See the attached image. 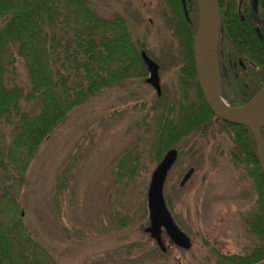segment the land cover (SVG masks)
Listing matches in <instances>:
<instances>
[{"label": "rangeland", "instance_id": "rangeland-1", "mask_svg": "<svg viewBox=\"0 0 264 264\" xmlns=\"http://www.w3.org/2000/svg\"><path fill=\"white\" fill-rule=\"evenodd\" d=\"M87 1L102 17L126 19L133 40L143 42L160 65L161 94L179 96L182 56L164 1ZM9 53L14 61L6 83L26 90L24 60L14 47ZM144 69L145 76L103 88L74 107L28 166L16 194L17 209L55 264H217L216 253L246 254L260 243L245 224L258 203L254 181L245 165L233 164L232 139L217 128L214 136L187 143L194 150L178 159L164 183L167 207L191 246L173 244L163 231L166 251H161L145 232L150 177L165 153L156 161L149 145L156 116L152 107L161 94L146 82ZM22 105L30 113L38 110L34 102ZM189 167L194 173L180 187ZM5 182L0 170V189Z\"/></svg>", "mask_w": 264, "mask_h": 264}, {"label": "trees", "instance_id": "trees-1", "mask_svg": "<svg viewBox=\"0 0 264 264\" xmlns=\"http://www.w3.org/2000/svg\"><path fill=\"white\" fill-rule=\"evenodd\" d=\"M163 1L171 14L165 15L167 24L180 46L182 92L173 97L162 93L152 107L156 113L149 127L153 157L159 161L168 149L176 148L173 169L181 156L194 150L188 142L196 144L199 137L214 136L219 129L227 133L232 139L229 157L235 166L247 167L259 195L257 209L246 223L260 243L243 256L216 253L217 264H256L264 259V182L252 132L218 119L202 96L192 58L197 0L187 2L190 22L181 0ZM218 3L220 36H225L224 42L220 43L221 37L218 41L220 92L230 106L239 107L264 84V0L256 8L251 0ZM12 47L24 60L26 90L6 83L8 66L14 61ZM141 50L153 57L143 42L133 40L123 16L102 17L87 0H0V170L6 179L0 189V264H55L23 225L16 194L40 145L74 107L103 88L146 75ZM23 101L36 103L37 112L25 110ZM261 132L264 137V126Z\"/></svg>", "mask_w": 264, "mask_h": 264}, {"label": "water", "instance_id": "water-1", "mask_svg": "<svg viewBox=\"0 0 264 264\" xmlns=\"http://www.w3.org/2000/svg\"><path fill=\"white\" fill-rule=\"evenodd\" d=\"M181 1L184 16L190 22L186 0ZM197 2L198 20L193 37L192 54L202 96L211 112L218 119L231 124L243 125L250 129L255 141L256 156L262 169L264 182V138L261 133V128L264 126V84L244 105L232 107L227 103L220 92L218 39L221 19L219 3L218 0H197ZM253 2L254 8H256L257 0H253ZM207 52L210 55L215 76L210 72L206 62ZM141 58L149 73L146 82L152 85L156 93L160 95L161 86L158 64L147 55L145 50L141 51ZM177 156L178 150L176 148H170L165 152L152 171L147 191L149 225L144 230L156 242L161 251H166V246L162 239L163 231L173 244L184 249H188L191 246L188 235L174 221L166 205L163 193L168 172L177 160ZM193 173L194 167H189L179 181V186H184Z\"/></svg>", "mask_w": 264, "mask_h": 264}, {"label": "flooded vegetation", "instance_id": "flooded-vegetation-1", "mask_svg": "<svg viewBox=\"0 0 264 264\" xmlns=\"http://www.w3.org/2000/svg\"><path fill=\"white\" fill-rule=\"evenodd\" d=\"M188 1H190V0H186V5H187V2ZM258 2H259V0H257V5H258ZM239 3H241V0H239ZM251 3L253 4V6H254V2H253V0H251ZM191 4L193 5V2L191 1ZM181 6H182V1H181ZM192 8V7H191ZM183 9V8H182ZM187 10H188V5H187ZM256 31H257V33H258V35H259V37L260 38H263V35H262V32H260V30L258 29V28H256ZM219 37H221L220 39V43H222V42H224V38H225V36H224V34L222 33L221 34V36H220V33H219ZM218 41H219V39H218ZM142 51V50H141ZM141 51H140V55H141ZM220 55H224V51L223 52H220ZM151 58V57H150ZM154 60V59H153ZM156 62V61H155ZM157 63V62H156ZM145 64V63H144ZM158 64V66H159V68H160V65H159V63H157ZM239 64L242 66V68H245L246 67V65L241 61V60H239ZM235 66V65H234ZM158 73H159V69H158ZM146 79V78H145ZM150 85V84H149ZM152 88H153V86L152 85H150ZM154 89V88H153ZM155 90V89H154ZM262 133V132H261ZM263 135V134H262ZM264 138V137H263ZM169 150V149H168ZM263 175V174H262ZM255 197H256V199H258L259 198V195H258V193H256V195H255ZM255 202H257V201H255ZM256 204H258V203H256ZM256 209H257V206H256ZM247 217H249V215L247 216ZM247 217H245V224L247 225V223H246V219H247ZM247 227H248V225H247ZM230 255H239V256H243V255H245V254H230ZM262 261H264V259H262Z\"/></svg>", "mask_w": 264, "mask_h": 264}, {"label": "bare ground", "instance_id": "bare-ground-1", "mask_svg": "<svg viewBox=\"0 0 264 264\" xmlns=\"http://www.w3.org/2000/svg\"><path fill=\"white\" fill-rule=\"evenodd\" d=\"M206 62H207V64H208V67H209V70H210V72L212 73V75L213 76H215V74L213 73V68H212V61H211V58H210V55H209V53L207 52V54H206Z\"/></svg>", "mask_w": 264, "mask_h": 264}]
</instances>
